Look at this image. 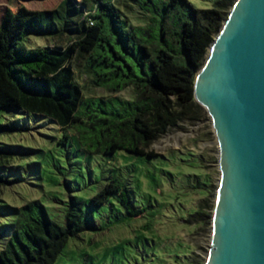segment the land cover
<instances>
[{
    "label": "trees",
    "instance_id": "16d2710c",
    "mask_svg": "<svg viewBox=\"0 0 264 264\" xmlns=\"http://www.w3.org/2000/svg\"><path fill=\"white\" fill-rule=\"evenodd\" d=\"M137 1L150 13L144 24H134L116 0H62L45 10L11 0L13 10L0 27V109L48 116L61 129H74L79 144L92 152L158 156L149 146L201 108L195 78L234 3L218 0L212 8L196 9L182 0L179 12L181 0H169L165 15L175 19L169 22L149 8L152 0ZM31 35L67 38V44L29 48L25 37ZM78 54L112 95L85 97L72 64ZM127 87L134 90L132 98L115 95ZM9 130L0 124V134ZM11 160L12 152L0 144V185L9 181L1 170ZM107 205L129 216L148 211L122 174L112 175L89 208L71 195L62 220L53 219L40 199L14 208L13 222L0 228V264H62L58 256L71 237L102 228L96 211L107 215Z\"/></svg>",
    "mask_w": 264,
    "mask_h": 264
},
{
    "label": "rangeland",
    "instance_id": "374dc122",
    "mask_svg": "<svg viewBox=\"0 0 264 264\" xmlns=\"http://www.w3.org/2000/svg\"><path fill=\"white\" fill-rule=\"evenodd\" d=\"M60 1L23 0V4L32 10H45L55 8ZM168 1L152 0L149 8L158 10L159 19L167 17L174 22L170 13L165 15L171 7L164 3ZM216 1L188 0L196 9L212 8ZM116 2L134 24H144L150 15L137 0ZM8 9L13 10L11 0H0V27ZM176 10L184 11L182 0ZM25 41L29 48L67 44V38L38 35L26 36ZM72 64L85 97L112 95L87 71L85 56L78 54ZM115 95L132 98L134 90L127 87ZM0 124L10 126L0 134V144L13 154L11 163L1 170L9 181L0 185V228L13 222L14 208L35 199L47 206L53 219L62 220L71 195L89 208L91 197L112 175L122 174L148 211L140 217L111 210L110 205L106 206L107 215L96 211L102 228L71 237L58 262L205 264L221 168L212 116L204 106L194 108L149 146L158 153L153 158L126 151L111 155L89 151L79 144L74 129L63 130L54 119L41 114L2 108ZM66 134L69 138L61 142ZM4 242L0 240V248Z\"/></svg>",
    "mask_w": 264,
    "mask_h": 264
},
{
    "label": "water",
    "instance_id": "95a60500",
    "mask_svg": "<svg viewBox=\"0 0 264 264\" xmlns=\"http://www.w3.org/2000/svg\"><path fill=\"white\" fill-rule=\"evenodd\" d=\"M221 177L205 264H264V0H235L195 78Z\"/></svg>",
    "mask_w": 264,
    "mask_h": 264
}]
</instances>
